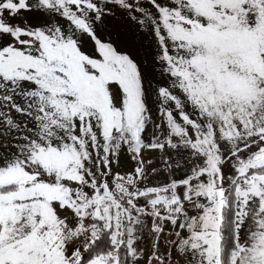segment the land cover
<instances>
[{
    "label": "snow or ice",
    "instance_id": "1",
    "mask_svg": "<svg viewBox=\"0 0 264 264\" xmlns=\"http://www.w3.org/2000/svg\"><path fill=\"white\" fill-rule=\"evenodd\" d=\"M0 264H264V0H0Z\"/></svg>",
    "mask_w": 264,
    "mask_h": 264
}]
</instances>
